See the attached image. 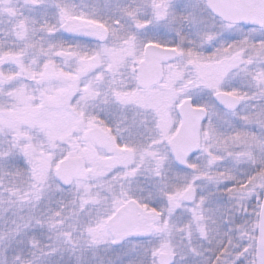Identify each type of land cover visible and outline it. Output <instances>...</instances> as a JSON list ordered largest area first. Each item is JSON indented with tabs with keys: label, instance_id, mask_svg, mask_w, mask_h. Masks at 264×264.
I'll return each instance as SVG.
<instances>
[{
	"label": "snow or ice",
	"instance_id": "6c2138e0",
	"mask_svg": "<svg viewBox=\"0 0 264 264\" xmlns=\"http://www.w3.org/2000/svg\"><path fill=\"white\" fill-rule=\"evenodd\" d=\"M0 264H264V0H0Z\"/></svg>",
	"mask_w": 264,
	"mask_h": 264
}]
</instances>
